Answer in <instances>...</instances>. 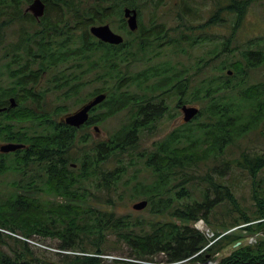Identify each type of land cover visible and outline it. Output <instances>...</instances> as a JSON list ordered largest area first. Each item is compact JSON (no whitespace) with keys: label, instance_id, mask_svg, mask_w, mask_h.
I'll list each match as a JSON object with an SVG mask.
<instances>
[{"label":"trees","instance_id":"16d2710c","mask_svg":"<svg viewBox=\"0 0 264 264\" xmlns=\"http://www.w3.org/2000/svg\"><path fill=\"white\" fill-rule=\"evenodd\" d=\"M42 1L44 14L37 20L26 10L32 0H0V38L5 33L2 29L19 24L16 39L3 46L0 55V60L9 61L6 67L0 65L7 73L6 83L0 78V106H7L0 114V143L24 144L0 152V175L14 176L8 193L0 192V228L14 234L0 231V264H103L104 255L109 254V235L122 242L134 260L151 262L158 254L180 260L207 243L192 226L197 219H203L216 235L234 229L189 264L212 259L229 245L234 247L217 264H264V238L254 244L242 242L247 234L264 229V176L260 174L264 150L239 146L232 159L250 177L251 208L240 207L230 186L216 181L210 172L195 173L199 161L224 155V147L237 145L248 132L264 134V80L249 83L251 70L264 66V46L248 40L239 56L228 47L238 41L254 0H213L204 20H198L202 19L200 9L181 0L185 8L180 6L176 12V25H166L156 14L165 0ZM126 6L137 11L136 31L126 25ZM145 9H151L147 25L142 21ZM189 18L198 21L186 23ZM109 21L118 22L122 43H105L89 32L90 25ZM223 22L230 32L220 41L221 47L207 50L195 67L161 60L137 74L131 71L132 63L146 61L144 56L150 54L151 61L163 47H177L185 36L180 26L194 31L189 39L193 46L206 44L210 40L206 31ZM36 62L45 64L36 66ZM45 74L50 75L51 85L41 89ZM93 78L99 84L91 88ZM86 82L91 90L83 94ZM48 92L58 93L51 114L43 110ZM98 93L106 98L90 110L81 127L55 119L72 109L67 101L81 105ZM168 96L176 107L200 104L196 121L142 147L141 135L151 133L169 111ZM10 97L14 107H9ZM123 110L129 112L128 120L90 145L86 129ZM126 159L129 166L138 159L149 178L140 179V169L134 168L125 179ZM200 180L205 186L198 199L193 192ZM121 190L130 191L131 199L147 200L143 210L154 218L118 213L116 199L121 198ZM223 200H229L234 209L218 216L214 207ZM37 236L57 239L60 257L51 260L37 254L32 245Z\"/></svg>","mask_w":264,"mask_h":264},{"label":"rangeland","instance_id":"374dc122","mask_svg":"<svg viewBox=\"0 0 264 264\" xmlns=\"http://www.w3.org/2000/svg\"><path fill=\"white\" fill-rule=\"evenodd\" d=\"M166 3L159 7V9L156 11V14L163 18L166 25H176V12L180 10V6L182 8H185V6L181 5V0H165ZM189 2V4H192V6L197 7L200 9V13L202 14L198 20H204L208 16V11L210 9H213V0H186ZM151 9H145L143 11L142 21L145 25L148 24V19L150 15ZM51 16H54L51 14ZM189 16V15H187ZM197 19H190L189 22L186 23H192L193 25L196 24L198 21ZM111 26V28L118 33L123 34L120 30H118V22L117 21H109L108 22ZM19 24L11 25L8 28H4L2 30H5V33L0 38V55L2 52V47L6 46V44L9 41H14L17 36V30H18ZM180 30H182L185 34L184 39H180V44L177 47H163L161 49L160 54H156L153 57L151 61H149L150 54L147 56H144L146 58V61H140L137 60L134 63L131 64L130 69L134 74L139 73L140 71L144 70L147 66V64L157 63L161 60H168L170 64L172 65H183L186 67H195V64L197 60L204 54L206 55L207 50L212 49L214 47L220 48L221 44L220 41L224 39L225 36L229 34V26L227 23H222L220 25H214L210 29H208L206 32L210 36L211 42L207 41L206 44L199 45V43L194 44L193 46L189 45V39L192 37V33H194L193 30H188L184 26H180ZM196 32V31H195ZM175 38H178L177 34H174ZM200 39V38H198ZM237 42L233 41L231 44L228 45V47L233 51L234 55L239 56V51L243 50L244 47H246L248 40H255L259 41L264 46V0H254V2L249 7V10L246 13V18L243 24V27L240 29L239 34L237 36ZM219 61V59H218ZM50 78L49 74H46L42 78V84L41 89H46L50 87L51 83L48 81ZM264 80V66L257 67L255 69H252L250 72V78L249 83H256L259 81ZM95 81V80H94ZM6 83V82H2ZM99 83L96 84V82L92 83L91 88L97 86ZM90 86L88 89H85L83 91H89L91 90ZM133 89L138 91L139 87L138 85H134ZM57 92H48L47 96L45 98V102L43 104L44 108L47 109H54V106L58 103L57 102ZM174 99V98H173ZM175 100V99H174ZM167 104H169V111L165 113L164 116L155 124L154 129H152V132L149 133L148 131H145L141 135L140 145L142 147H150L152 144V141L159 140L163 137H165L170 131L176 129V128H182V124L187 123L183 120V112L181 108L175 106V102L171 100V97H167L166 99ZM67 104L71 105V108H76L72 101H67ZM186 105H192L200 108V104L198 103H192V104H186ZM128 114L129 112L126 110H123L119 113H116L108 118H106L103 122L94 124L90 126L88 129H86L90 133V145L93 143V141H98L105 139L110 132H112L114 129L118 128L122 123L126 122L128 120ZM193 122V118L191 119ZM190 120V121H191ZM199 120L202 122L204 120L203 117L199 118ZM97 127L98 130L96 131L94 127ZM82 133V132H80ZM203 133V132H201ZM195 136H200L199 131H194ZM237 145H229L224 147V155L223 153L220 156H217L216 158H210L204 161H199L201 163L198 164L197 168L195 169V173L198 175H205L206 172H210L212 177L219 181L222 184H227L230 186V188L233 191L234 197L239 204L240 207H250L252 205V201L250 198L251 193V183H250V177L247 174L245 170H242L241 168L237 167L234 162L232 161L233 157H236L239 153V146L241 147H248V148H254L258 151L264 150V134H261L259 130H252L248 132L244 137L240 138L237 142ZM125 159V158H124ZM128 159L125 160L128 173L125 176L126 178H129L131 176V172H133L134 168H139V177L142 180H147L149 178V174L144 169V166L138 161V159H133L131 161H135V165L129 166L127 164ZM226 162L227 165H223L222 163ZM115 161L112 162L114 164ZM220 170V171H218ZM262 176H264V169L260 172ZM14 176L11 173H5L3 175H0V192L2 194H7L9 190L8 183L13 181ZM196 188L193 192V197L200 199L201 198V189L204 188L205 182L199 181L196 185H194ZM121 198H117V206L116 211L120 214H131L132 216H144L146 219H153L154 217L149 215L147 212L142 210H134L131 205L132 203L139 201L141 199H131V192L126 190H121ZM211 197L214 195L212 192L210 193ZM233 204L229 200H223L221 203H219L216 207H214V212L218 216H225L227 213H231L233 210ZM172 221H175L177 223H186L184 221L178 220L176 218H169ZM264 221V219H261ZM249 224V223H246ZM210 229L213 231V228L210 227ZM219 229V228H218ZM253 237L254 242L250 243L249 238ZM109 243L107 246L108 253L104 255L105 261L103 264H120V263H113L111 261L112 258L118 257L121 259H129L128 256V249L126 246L119 242L115 236L109 235ZM264 238V229L258 230L254 233H249L245 236L243 239V243L246 244H254L258 240ZM34 243L32 244L36 247L35 252L39 254L40 256L48 257L51 260H56L60 257V255L57 254V252H61V250L58 248L57 239H50V238H40L35 237ZM233 245L226 246L223 248L217 255L216 259L219 257L227 255ZM5 249V246H3ZM63 252V251H62ZM68 252V251H67ZM157 260L164 259L162 254H158L155 257ZM189 264V263H185Z\"/></svg>","mask_w":264,"mask_h":264},{"label":"water","instance_id":"95a60500","mask_svg":"<svg viewBox=\"0 0 264 264\" xmlns=\"http://www.w3.org/2000/svg\"><path fill=\"white\" fill-rule=\"evenodd\" d=\"M32 15L39 20L43 16L45 10V4L42 0H32L28 5L27 9ZM123 17L125 18L126 25L130 31H136L138 28V15L137 11L134 8L124 7L123 8ZM89 32L96 37L97 39L109 43V44H120L123 42L124 37L121 33L115 32L108 23L103 24H93L89 26ZM228 74H231V71H228ZM106 98L105 93H98L94 95L90 100L83 103L77 110L72 113L65 114L62 117V120L73 127H79L83 125L88 117L90 110L101 103ZM9 107H14L16 105L13 97L9 98ZM7 106H0V113L5 111ZM181 110L184 114V122H189L193 117H195L199 111V108L192 105H182ZM95 130L98 128L95 126ZM24 144L22 143H2L0 144V152H10L16 149L22 148ZM147 200L141 199L132 203L131 207L134 210H142L147 205Z\"/></svg>","mask_w":264,"mask_h":264},{"label":"built area","instance_id":"2783aa9c","mask_svg":"<svg viewBox=\"0 0 264 264\" xmlns=\"http://www.w3.org/2000/svg\"><path fill=\"white\" fill-rule=\"evenodd\" d=\"M193 226L196 229H198L199 231H201L204 234V236L206 237V239L208 240L207 244L199 252H202L204 249H206L207 247H209L210 245L215 243V241H217L223 234L228 232V231H225V232H223V233H221L219 235H215L214 232L209 227H207V225L204 223V221L202 219H199V220L195 221L193 223ZM0 231L12 234L11 232H9V231H7L5 229H1L0 228ZM249 242L250 243L254 242L253 237L249 238ZM198 253H196V254H198ZM190 258L191 257L186 258V259H181V260H175V261H168V260L157 261V260H153L151 262H149V261H137V260H134V259H127V260H130V261H133V262H142V263H146V264H185ZM201 264H216V261L208 260L206 262H202Z\"/></svg>","mask_w":264,"mask_h":264},{"label":"flooded vegetation","instance_id":"af4514ba","mask_svg":"<svg viewBox=\"0 0 264 264\" xmlns=\"http://www.w3.org/2000/svg\"><path fill=\"white\" fill-rule=\"evenodd\" d=\"M19 29V28H18ZM9 63V61H7V60H5V58H3V59H1L0 60V65H2V66H4V67H6V65ZM15 64V63H14ZM43 64H45V63H41V62H36L35 63V65L36 66H40V65H43ZM43 72H44V70H42ZM0 78L2 79V82H6L7 81V73L5 72V70H0ZM46 75V74H45ZM44 75V76H45ZM43 76V77H44ZM42 77V78H43ZM88 80H89V78H88ZM95 79L93 78V80H92V82L91 83H93V82H96V80L94 81ZM41 84H42V79L40 80V83H39V86H41ZM90 85H89V83H85V85L83 86V89H82V93H83V91L85 90V89H88V87H89ZM47 89V88H46ZM89 91H86V92H84L83 94H86V93H88ZM46 96H47V94H46ZM46 96H45V98H46ZM90 100V99H89ZM87 102V101H86ZM83 104V103H82ZM81 104V105H82ZM81 105H77V106H75L76 108H74V109H71L70 111H68V112H66V113H63V114H61V115H59V116H57L55 119L58 121L59 120V122L60 123H64V124H66L63 120H62V117L65 115V114H68V113H72V112H74L75 110H77ZM1 107H3V106H1ZM179 108H180V106H179ZM43 110L44 111H46L47 113H53L54 112V110H56L55 108L54 109H47V108H43ZM1 114V113H0ZM85 124V123H84ZM83 124V125H84ZM68 125V124H67ZM92 125H94V124H92ZM91 125V126H92ZM82 126V125H81ZM81 126H79V127H81ZM79 127H75V128H79ZM81 132V131H80Z\"/></svg>","mask_w":264,"mask_h":264}]
</instances>
